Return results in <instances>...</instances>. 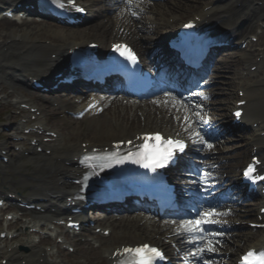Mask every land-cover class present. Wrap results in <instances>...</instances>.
<instances>
[{
    "label": "bare ground",
    "instance_id": "bare-ground-1",
    "mask_svg": "<svg viewBox=\"0 0 264 264\" xmlns=\"http://www.w3.org/2000/svg\"><path fill=\"white\" fill-rule=\"evenodd\" d=\"M18 1L22 0H0V7L5 4L15 5ZM256 1L259 2V0H197V3H200L199 5L202 4V6H199L200 9L198 12L201 10L202 16L208 19L207 25L213 27H223L225 29L229 28V34L236 33L234 28L237 27L236 24L239 20H246L248 17H252V22L246 26L245 30L241 31V33H244L242 35V40H244L247 36V33L245 32L253 29V23L257 24L260 18H264V5H259L257 8L254 4ZM186 2L188 1L182 3L178 1L171 6L163 4V2L149 3V10L155 11L160 15L153 18L154 21L151 19L147 20L149 23V26L147 27L145 24L140 26V21H142L141 18L144 17L137 18V15H134L133 12L129 10V6H127L122 8L115 17H106L102 23L96 25V28L104 39L115 38L117 41L125 39L133 42L140 50H146L147 52L149 48H151V44L155 41L145 35L146 31L153 32L154 36H156V39L159 41H162L163 36H170L174 30L173 28L180 25L183 15L195 6L193 4L187 5ZM238 2L245 3L247 6L246 9L236 7L235 4ZM88 5L90 6V4ZM204 6H210V9L203 10ZM256 8H260L258 12H254ZM202 10L204 12H202ZM207 14L210 15L207 16ZM172 17L179 18H177L176 22L171 24L169 20H171ZM225 18H227V20L224 22ZM47 26L48 24H43L39 21H23L18 24L13 20L2 18L0 16V81H2L5 77L10 78V81L22 83L25 81L26 74L40 75L46 72L51 73L54 69H58L61 63L68 58V49H73L75 45L82 44L94 33L93 28L90 30L91 34H84L82 31L85 30L83 29H74V31H72L71 28H69V30L61 28L56 32L54 30L51 32ZM146 28L147 30H145ZM45 40H49L50 42L47 43ZM158 44L161 46L160 43ZM54 53L55 57L53 58L51 55ZM148 53L149 52H147V54ZM161 53L164 54V52ZM243 58L245 59V62H250L252 58L253 60L256 59L247 55H244ZM262 67H264V63L260 62L258 71L262 70ZM240 74L241 73H237L238 76H236L235 80L238 81L237 77L241 78ZM251 74L254 75L255 72H252ZM242 85L245 86L248 91L247 98H249L250 102L246 107V120L247 122H250V124L255 122L259 123L258 127L253 126V128L246 129L247 133L243 135L249 138L248 140L253 143H264V137L258 135V132L261 129L264 132V78H262L261 81H258L255 85H244V83H242ZM57 102H59L60 107L67 108L68 104L71 105V103L64 100H59ZM166 109L168 111H172L173 113L175 111L170 108V106L164 105L161 100L154 101L151 104H138L132 102L128 105H124L123 102L121 103V100H116L109 108L107 119L110 120L111 125L104 129L105 134H116L123 138L134 137L136 132H143L145 129L155 130L156 128L164 131H166V129L169 131L179 129V126L181 125V122L179 124L181 116L176 115L178 114L176 112L171 119V117L166 115ZM186 114L193 116L189 110L186 111ZM228 117L229 115L226 120ZM226 120L223 121L226 126L224 127L229 130L230 127L225 123L227 122ZM40 123L42 125L45 124L41 119ZM77 134H79V131H77ZM37 140L36 147L29 148V154L26 158L30 161L33 171L38 175L37 177H31L29 175L26 176L30 177V179L21 177L22 179L20 182L25 186H27V184L34 185L29 186V193L27 197L29 200L35 201L38 205L41 204L44 212L40 215L38 221L33 222L30 220L29 226L41 228L42 222L50 224L57 216L63 215L62 212L69 211L68 207L64 208V206L66 207L69 202L67 197L72 196L71 193L74 190V187L71 183L69 184L67 177L70 176V174L72 175V173L79 171V169H76L74 165V158L80 152L81 145L76 143L74 140L68 145L61 138L58 139L56 145L48 143L45 144L41 139ZM38 146H42L46 149L50 148L52 151L47 155L45 153H40L37 151ZM217 150L221 151L222 148H218ZM216 151L214 153V158ZM26 168L27 161L25 160V157L19 154L18 158L15 160L12 170L14 172H19L21 170H28ZM5 182V180H0V198L7 197L8 193H14L15 197L21 196L17 191L15 192L12 190L14 187L12 182L8 181L7 184ZM27 197L23 199L25 200ZM52 209L56 212H53ZM248 211L249 210L247 208L238 209L236 211L237 216L245 217L248 215ZM136 225V220L130 221L127 218L122 222L121 226H116L114 228L120 229V234L118 235L121 236L119 237L121 243L128 241V239L136 241L145 236L141 229L135 228ZM160 228L161 226H156V230H160ZM129 232L132 233L130 234ZM152 234L157 233L152 232ZM245 237L246 235L242 236L240 240L247 241ZM144 238L149 237L146 236ZM259 239L257 240V237H253L250 242L254 244L259 242ZM260 240H264V237ZM116 246L117 244H114L112 241L106 245L104 251L110 255ZM236 246V243L231 248L228 246L229 249L225 254V259L229 256L234 257L233 255H236L240 249L239 247L235 253L234 251ZM31 247L32 249H35L36 246L32 245ZM78 247L80 248V245H78ZM41 252L42 250L33 252L31 257L28 258V263L43 264L38 261V259L43 256ZM35 257H37V259H35ZM107 258L108 262H110L109 257ZM94 259V257H91L90 260ZM87 263L93 264L94 262L87 261Z\"/></svg>",
    "mask_w": 264,
    "mask_h": 264
},
{
    "label": "snow or ice",
    "instance_id": "snow-or-ice-1",
    "mask_svg": "<svg viewBox=\"0 0 264 264\" xmlns=\"http://www.w3.org/2000/svg\"><path fill=\"white\" fill-rule=\"evenodd\" d=\"M55 2V0H54ZM70 4L74 6V0H68ZM63 7V4L59 5ZM78 11H84L83 8H78ZM135 15V13H133ZM191 24L186 25V27H191ZM117 51H120L123 45H114ZM125 52H121V55H125ZM127 58L129 60L135 61V55L131 50L127 51ZM237 117L240 116V112H236ZM188 120V117H185ZM196 137L199 138L200 143L206 144L208 148H212L213 145L208 144L202 137L199 136V133H194ZM150 137L145 136V143L141 146V151L136 153H130L127 157H118L116 153L111 154L109 157V162L104 164V167H110L111 162L123 163L125 159H132L134 163L140 164L145 169H149L153 172L157 168L164 167L170 161L173 160L176 152H183L185 150V143L182 140H172L171 138L162 141L161 144L148 143ZM153 140H161L159 134L151 137ZM91 157H85V161L90 160ZM254 171L253 167L250 165L248 170L245 172L246 176H249L250 173ZM259 179H264V177H257ZM87 177H85V181ZM228 213H219L215 209H211L207 212L200 214V218L196 220H187L181 222V228H183L188 233H198L203 232L202 225L204 224H213L218 221L213 220V216L226 215ZM202 238V237H201ZM213 251L212 243L209 241L206 249H198L197 253L194 255H199L203 251ZM123 253L128 254V258L121 262V264H153L156 259H163L162 252L157 249L150 247L149 245H142L135 248H124ZM207 264V262H205ZM241 264H264V252L255 253L254 251H249L242 259Z\"/></svg>",
    "mask_w": 264,
    "mask_h": 264
},
{
    "label": "rangeland",
    "instance_id": "rangeland-1",
    "mask_svg": "<svg viewBox=\"0 0 264 264\" xmlns=\"http://www.w3.org/2000/svg\"><path fill=\"white\" fill-rule=\"evenodd\" d=\"M263 40L261 39L256 45H255V47L254 48H256L257 46L258 47H264V44H263ZM254 50V49H253ZM226 52H228L229 53V56L227 57V55L225 54L223 57H221V60H223V61H225V63H224V67H223V70H225V71H229V70H231L232 68H234L235 66H237L238 67V69H239V67H241L242 65L240 64V59H239V53L240 52H234V51H226ZM232 53H233V57H231V55H232ZM235 61V62H234ZM225 75H227L228 76V78H231V75H232V72H229L228 74H225ZM229 81V80H228ZM227 84V86H229L228 85V83H226ZM231 86V85H230ZM229 86V87H230ZM12 87L11 88H4L3 89V91L6 93H10V94H12ZM220 91H221V89H219ZM218 97H223V98H225L226 96L224 95V94H219V96ZM11 110V108H9V107H5L2 111H7V112H10V114H8L6 117H11L12 119H15V115H16V113H15V111L14 110H12V111H10ZM1 111V112H2ZM29 174H30V176H32L33 174H32V172L31 171H29L28 172ZM10 178H12V179H16V177L14 176V175H11L10 176ZM18 189L19 190H23V189H21V188H19L18 187ZM93 251H95V250H93ZM86 253H90V252H86ZM68 255H70V254H67V253H64L63 254V256H59L58 258H55V259H61L62 261V263H64V264H83V262H82V260L84 261V258H83V256H82V253H78V254H72L73 256H71V257H69ZM82 259V260H81Z\"/></svg>",
    "mask_w": 264,
    "mask_h": 264
}]
</instances>
